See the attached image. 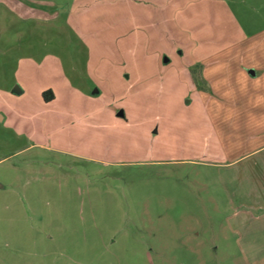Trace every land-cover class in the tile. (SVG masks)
I'll return each mask as SVG.
<instances>
[{"label":"rangeland","instance_id":"rangeland-1","mask_svg":"<svg viewBox=\"0 0 264 264\" xmlns=\"http://www.w3.org/2000/svg\"><path fill=\"white\" fill-rule=\"evenodd\" d=\"M0 1V264H264V0Z\"/></svg>","mask_w":264,"mask_h":264},{"label":"crops","instance_id":"crops-1","mask_svg":"<svg viewBox=\"0 0 264 264\" xmlns=\"http://www.w3.org/2000/svg\"><path fill=\"white\" fill-rule=\"evenodd\" d=\"M1 3V1H0ZM193 48V46H192ZM258 52L259 55H254L253 59L249 58L248 55H246V51L245 50H229V51H224L223 54L222 51L221 53L218 54H213L212 56H208V58H212L214 56H221L223 59V64L226 63V65H223L224 67H226L227 69H230L229 71H231V67H235L236 72L240 73L241 78H248L251 77L250 80H253L254 82L258 83H264V59L262 58V56L264 55L263 53H260V49L256 50ZM206 56H197V57H193L194 60H192V65L194 67H197L196 72H199L197 77L200 78L202 81H207L209 80V76L207 75V68L210 65H206L205 61L208 59L205 58ZM205 58V59H204ZM210 59H208L206 62L207 63H212L213 61L211 60L209 62ZM168 61V60H167ZM199 65V69L198 66ZM196 76V75H195ZM192 76V77H195ZM191 77V78H192ZM16 86V85H15ZM20 88V87H19ZM13 93H22V88H20V90L18 92H15L12 90ZM52 99L46 101L44 100V103H49L50 101H52ZM4 120V116L2 113H0V121ZM264 146H261V148ZM262 165V164H261Z\"/></svg>","mask_w":264,"mask_h":264},{"label":"trees","instance_id":"trees-1","mask_svg":"<svg viewBox=\"0 0 264 264\" xmlns=\"http://www.w3.org/2000/svg\"><path fill=\"white\" fill-rule=\"evenodd\" d=\"M43 97L46 101L50 100L53 98V95L50 91H44L43 92Z\"/></svg>","mask_w":264,"mask_h":264},{"label":"water","instance_id":"water-1","mask_svg":"<svg viewBox=\"0 0 264 264\" xmlns=\"http://www.w3.org/2000/svg\"><path fill=\"white\" fill-rule=\"evenodd\" d=\"M168 59L167 58H164V61H167ZM20 90V88L16 85L14 88H13V91L15 92H18ZM122 111H119L118 112V115H122Z\"/></svg>","mask_w":264,"mask_h":264}]
</instances>
